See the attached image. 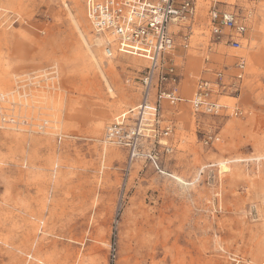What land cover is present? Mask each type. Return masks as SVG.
<instances>
[{
	"label": "rangeland",
	"instance_id": "1",
	"mask_svg": "<svg viewBox=\"0 0 264 264\" xmlns=\"http://www.w3.org/2000/svg\"><path fill=\"white\" fill-rule=\"evenodd\" d=\"M196 5L189 46L177 37L171 55L183 98L162 104L159 128L171 132L160 144L145 140L131 160L125 147L105 140V129L122 112L133 124L147 63L139 68L135 55L114 53L109 69L101 49L110 91L71 19L80 14L97 50L81 0H0V108L30 123H0V264L261 262L264 159L250 158L264 154V0ZM211 5L245 19L240 48L212 38ZM238 54L246 59L242 80L234 76ZM44 69L55 71L54 85L24 87L28 74ZM219 70V114L194 111L197 82ZM19 80L23 94L13 92ZM122 95L127 104L114 107ZM209 133L218 139L205 143ZM201 165L197 183L181 182Z\"/></svg>",
	"mask_w": 264,
	"mask_h": 264
},
{
	"label": "built area",
	"instance_id": "2",
	"mask_svg": "<svg viewBox=\"0 0 264 264\" xmlns=\"http://www.w3.org/2000/svg\"><path fill=\"white\" fill-rule=\"evenodd\" d=\"M87 18L92 28L97 31L111 33L119 52L137 55L146 59L147 66L141 77L142 101L132 112L133 124H127L119 118L105 129V140L118 147H125L131 160L143 154V143L149 139L161 143V137H167L171 132L168 125L159 128L162 104L177 106L183 101L179 91V74L171 58L175 49L177 37L182 39L181 46H189L193 26L196 21V0H81ZM207 24L210 35L215 40L224 41L234 49L241 46L242 38L247 31L245 19L233 10H219L214 5L207 11ZM181 32V34H180ZM105 53H111V45L106 44ZM237 80H242L245 74L246 59L244 55H235ZM41 75V77L39 76ZM56 77L54 70H41L28 74L24 87L39 85L42 80ZM221 70L215 72L213 80L200 79L197 82L193 97L190 100L194 111L203 114L217 115L222 105L217 95L225 88ZM22 84L17 81L13 92L21 93ZM236 90V88H235ZM14 102L11 105L14 106ZM1 105V103H0ZM4 108H0V123L9 122ZM148 114L147 124L142 123L144 114ZM233 113H240L238 107ZM16 119V120H15ZM30 125L28 118L24 121L23 114L14 118L13 123ZM28 122V123H27ZM42 124V121L40 122ZM140 124L147 125L141 128ZM37 127V125L35 124ZM44 130L40 125L37 130ZM218 138L214 134L205 136V143H212ZM165 148H167V144ZM150 153V152H149ZM149 156V155H148Z\"/></svg>",
	"mask_w": 264,
	"mask_h": 264
},
{
	"label": "bare ground",
	"instance_id": "3",
	"mask_svg": "<svg viewBox=\"0 0 264 264\" xmlns=\"http://www.w3.org/2000/svg\"><path fill=\"white\" fill-rule=\"evenodd\" d=\"M79 0H75V2H78ZM80 13V12H79ZM81 13H83L82 12V10H81ZM250 13V12H249ZM71 15V19H72V21H73V24H74V26H75V28H76V30L78 31L77 33L79 34V36L81 37V39H82V41L84 42V44H85V46H86V48L85 49H87V54H88V57H89V59L91 60V62H93L95 65H96V67L98 68V70H99V72H100V74L103 76V79H104V82H105V84L107 85V88L110 90V91H112V87H111V84H110V82H109V80L107 79V77H106V74H105V71L103 70V66L105 67V64H104V60H102V58H103V55L101 54V49L103 50V54H104V56H106L107 57V61H108V68L109 69H112V66H113V59L115 58V54L114 53H117V56H124L125 55V53H123V52H119L117 49H116V47H117V44H116V42H114V37L112 36V34L111 33H108V32H106V31H97L96 29H94V28H92L93 29V36L91 37V38H93V43L97 46V50H93L92 49V46H91V43L92 42H90L89 40H88V38L86 37V34H85V32H84V30L82 29V26H81V20H80V18H78V16H80V14L79 15H77V14H73V13H71L70 14ZM83 15V14H82ZM83 17H84V15H83ZM86 18H87V16H85ZM87 20H88V22L90 23V21H89V19L87 18ZM92 27V26H91ZM244 39V38H243ZM82 42V43H83ZM110 44L111 45V53L108 55V54H106L105 53V49H104V47H105V45L106 44ZM249 43V42H248ZM247 47H249V46H247ZM249 49H250V47H249ZM244 54H245V56H246V58L248 59V61L252 64V63H254V54L250 51V50H245V52H244ZM134 60H135V65L137 66V67H141V66H144L145 65V61L141 58V57H139V56H135L134 57ZM135 67V66H134ZM246 67V66H245ZM127 97H125L124 95H122V99L118 102V103H116V104H114V107H122V106H124V105H126L127 103H126V101L124 100V99H126ZM142 101V100H141ZM141 103V102H140ZM139 103V104H140ZM138 105V104H137ZM223 106V105H222ZM133 110H134V112L135 111H137L138 109L136 108V107H134L133 108ZM125 114L126 113H120V114H118L114 119H113V122H115L116 120H118L119 118H121V119H125ZM103 116H104V114H103ZM9 117V116H8ZM9 119V122H13L14 120H13V118H11V117H9L8 118ZM147 119H148V114H144V117H143V121H142V123L144 122V123H146L147 124ZM112 123V122H111ZM102 124H103V121L101 120L100 121V123H98V125L100 126V127H102ZM109 125V124H108ZM140 126H141V128H146V126L147 125H145V124H140ZM100 127H98V128H100ZM98 130H100V129H98ZM107 141V140H106ZM106 145V144H105ZM106 149V148H105ZM250 159H254V160H257V161H260V160H263L264 159V154H262V155H258V156H255L254 158H250ZM239 159H235V160H232V161H238ZM240 160H242V159H240ZM243 160H245V161H247V160H249V159H243ZM218 163H222V162H218ZM204 168H205V166L204 165H201L198 169H197V171L195 172V174H194V177H193V179L190 181V182H188V181H186V180H183V179H181V178H179L180 180H181V182L182 183H184L185 185H189V184H195V183H197L198 181H199V179L201 178V173H202V171L204 170ZM195 171V170H194ZM263 218V217H262ZM264 256V255H263ZM259 264H264V257H263V259L261 260V262L259 263Z\"/></svg>",
	"mask_w": 264,
	"mask_h": 264
},
{
	"label": "crops",
	"instance_id": "4",
	"mask_svg": "<svg viewBox=\"0 0 264 264\" xmlns=\"http://www.w3.org/2000/svg\"><path fill=\"white\" fill-rule=\"evenodd\" d=\"M172 53H174V51H172ZM239 55H240V54H239ZM135 56H137V55H135ZM244 57H245V56H244ZM141 58H142V57H141ZM142 59H143L146 63H148V62L146 61V59H144V58H142ZM145 66H147V64H146ZM183 89H184V92L187 90V89L184 88V86H183ZM194 90H195V89H194ZM141 100H142V99H140V101L138 102V104L141 102ZM136 105H137V104H136ZM136 105H135V106H136ZM135 106H134V107H135ZM122 113H125V112H122ZM125 115H126V114H125Z\"/></svg>",
	"mask_w": 264,
	"mask_h": 264
}]
</instances>
